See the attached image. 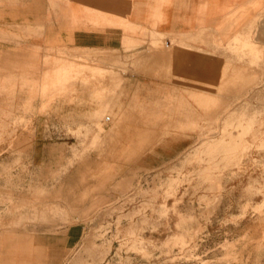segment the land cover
<instances>
[{"label":"rangeland","instance_id":"374dc122","mask_svg":"<svg viewBox=\"0 0 264 264\" xmlns=\"http://www.w3.org/2000/svg\"><path fill=\"white\" fill-rule=\"evenodd\" d=\"M3 1L9 7L17 4L0 0V5ZM214 4L221 11L206 23ZM256 4L198 2L195 25L186 32L138 25L128 32L132 40L121 41L118 49L91 48L76 57L73 47L60 46L66 49L62 52L60 47L43 48L37 50L36 65L0 76V144H8L5 152L15 157L0 161V234L32 223L80 222L78 240L59 264H264V259L240 257L226 230V224L251 213L264 215V1L259 14L246 20L247 28L239 24L244 11L249 14ZM240 30L246 35H237ZM27 36L2 34L0 39ZM190 43L197 48L190 49ZM57 57L82 63L84 68L76 74L89 82L81 86L76 78L71 80L74 89L40 91L33 81L41 76L45 60ZM201 58L203 63L195 65ZM132 75L165 81L169 77L172 82L195 77L196 93L182 91L197 109L195 120L175 125L173 114L142 112L136 98L138 80L127 78ZM127 88L133 89V98L125 102ZM168 88L172 102L179 90ZM18 94L21 100L15 99ZM77 95L82 98L75 99ZM57 102L85 105L93 112L83 120L61 117L59 124L47 125L43 136L71 143L59 153L64 162L57 163L54 172L46 168L49 174H39L34 182L21 161L24 148L17 146L29 137L25 130L31 116L56 110ZM99 102L106 107L94 113ZM178 117L188 121L189 116ZM134 123L144 129L160 126L151 131L145 153L174 137L191 134L192 143L160 164L139 165L138 155L107 184L100 179L91 186L88 178L94 170L100 173L107 163L120 160L116 154L126 137L109 130L128 132ZM78 165L81 186L86 182L91 189L79 196L85 207L69 216L48 204L56 195L48 194L45 186ZM14 169L18 172L12 174ZM16 190L19 194L14 195Z\"/></svg>","mask_w":264,"mask_h":264},{"label":"crops","instance_id":"0c3cea01","mask_svg":"<svg viewBox=\"0 0 264 264\" xmlns=\"http://www.w3.org/2000/svg\"><path fill=\"white\" fill-rule=\"evenodd\" d=\"M202 1L206 0H16L17 4L12 7L5 5L3 1L4 4L0 5V35L13 37L25 33L28 36L18 40L0 39V76L5 77L18 72V69L36 65L37 50L43 48L73 47L72 51L76 57L81 55L79 52L87 53L91 48L118 49L121 41L132 40L128 32L134 31L138 25L148 28L153 26L171 33L184 30L186 32L195 25L193 16L196 15L195 11H198L195 4ZM263 1L257 0L256 7L252 12L248 11L249 14L244 11L239 24L247 28L246 20L255 18L256 14H259ZM219 11L221 9L218 4L209 7L211 16L206 17V23ZM237 35H246V31H237ZM197 45L189 44L190 49L197 48ZM64 48L58 49L62 52L66 50ZM177 48L180 50L182 47ZM199 48L203 50L205 47ZM196 59L195 65L203 63L202 58L198 61ZM44 63L46 67L41 73L39 72L41 74L39 79L29 80L33 81L40 91L51 89L59 92L65 88L74 89L75 85L71 80L76 78L80 79V85L83 84L81 86L89 82L87 77L76 74L84 68L82 63L58 57L46 59ZM127 78L129 82L138 80L136 98L140 101L138 105L141 106L142 112L145 109L150 113L159 110L158 114H173L175 125L195 120L197 109L190 98L182 92L187 89L196 93L197 89L193 85L195 77L187 75L181 82L169 81V77L168 81L144 78L142 75H132ZM187 83L189 86L185 85ZM155 84L159 90L154 89ZM172 86L176 91L179 90V95L174 96L175 100L170 102L168 87ZM21 98H23L22 94L15 96L17 100ZM80 98L82 96H75L77 100ZM132 98L133 89H128L125 102ZM58 103L55 105L59 106L56 110L50 109L45 114L31 116L30 124L25 130L30 132L29 137L27 141L20 142L17 146L24 148V154L20 156L21 161L30 173L29 179L33 177L34 182L39 180L36 177L39 174H49L45 172L46 168L53 171L56 170L57 163L64 162V159H61L63 154L59 153H65L66 145L71 143L69 139L54 140L43 136L47 125L59 124L61 117L68 120L80 118L83 120L84 115L93 112V108L85 105H76L72 102ZM131 104L132 102L129 107ZM105 107V102H99L94 113L103 111ZM176 115H188V121L182 117L176 119ZM136 124L129 128V133L123 130H109L113 133L122 132L126 137L116 154V158L120 160L115 159L116 161L107 163L108 168L100 173L94 170V174L88 178L91 186L100 179H105L107 184L111 178L117 176L118 170L127 168L128 161L138 155L139 165L145 167L150 162L160 164L164 159L175 156L192 143L191 134L174 137L165 139L162 144L152 146V153H145L144 150L150 146L148 144L153 136L151 131H159L160 126L158 124L155 128L150 126L144 129ZM7 145L5 142L0 144L3 148L0 161L4 163L15 158L14 154L5 152L4 148ZM79 171L80 165L59 176L54 183L51 182L52 185H49L50 180H48V185L45 186L48 194L56 195V198L47 200L48 204L56 205L68 215L71 211H79L85 207L84 202H79V196L91 189V186H86V182L81 186ZM16 172L18 171L14 169L12 174ZM19 191L16 190L14 195L19 194ZM1 208L3 210L5 205ZM47 219L49 221V218ZM81 229L80 222L63 224L56 220L48 224L32 223L24 229L4 231L0 234V264H59L76 244ZM226 230L229 233L228 237L236 244L235 248L240 253V257L250 260L264 259V215L259 217L251 213L235 223L226 224Z\"/></svg>","mask_w":264,"mask_h":264},{"label":"built area","instance_id":"2783aa9c","mask_svg":"<svg viewBox=\"0 0 264 264\" xmlns=\"http://www.w3.org/2000/svg\"><path fill=\"white\" fill-rule=\"evenodd\" d=\"M164 44L166 46L169 45V40L168 39H164ZM104 120L108 121L109 120V117L108 116H105Z\"/></svg>","mask_w":264,"mask_h":264}]
</instances>
